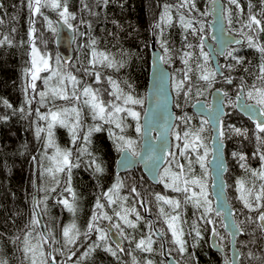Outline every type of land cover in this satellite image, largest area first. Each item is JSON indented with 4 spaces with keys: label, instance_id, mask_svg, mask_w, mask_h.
<instances>
[{
    "label": "snow or ice",
    "instance_id": "obj_1",
    "mask_svg": "<svg viewBox=\"0 0 264 264\" xmlns=\"http://www.w3.org/2000/svg\"><path fill=\"white\" fill-rule=\"evenodd\" d=\"M248 12L245 18L244 8L240 0H227L223 3L222 0H209L211 10L220 21H226L229 25L233 23L235 16L236 23L241 26L236 30L238 36L247 41L250 48L256 49L261 54V62L257 66V73L254 76L251 85H248L244 77H240V83L236 86L235 100L229 97L228 92H223V97L227 98V104L233 108H239L244 112L254 124L253 136L257 141L256 152L254 156H258L262 162L260 169H249L246 161L247 157L243 153H233V156L238 157L241 161V168L250 172V180H237L236 197L244 209L249 213H257L255 217L249 215L246 217L250 225H254L253 232L247 233L242 225L244 221H238L236 210L223 198V190L225 182L220 173L225 170L222 155L223 141L226 135L230 132L236 136L248 137L249 130L247 128L235 127L234 125L225 126L223 117L226 115L224 111V101L221 99L217 105L213 107L211 104H200L197 101L195 107L201 113L211 109L208 119H201L200 126L194 127L191 124L193 117L184 114L177 117L184 125V130L180 131L177 125H168V130L163 136L157 135L150 137L149 151L142 155L136 151L137 141L129 136L124 135L125 128L128 127L125 123L127 117H131L136 121L135 132L137 134L144 133L150 136V132L154 127L150 123L142 125L140 123L141 114L136 111L135 105H142L143 100L136 98L131 90L125 92L111 76L104 79L109 88L94 87L102 84V74L97 71V66L119 70L124 65L122 62L115 59L109 53L98 52L95 45L96 41L90 42V58L88 64L90 67L82 69L85 75L93 77V84L81 85V80L70 71H67L63 65L67 63L62 61L59 56L54 58L46 51L42 52L36 45V16H42L46 22L47 29L53 33H58L59 22L67 25L69 28H76L70 21L76 19L75 13L69 10L68 0H26L29 10V66L24 69V87L25 94L24 105L18 110H13L14 114L19 111L21 115L25 114V106L28 107L27 115H31L33 109L31 105L33 101H37V97L41 106H48L46 113H41L39 108L35 109L37 118L41 121H46V127L37 126L35 135L39 139L41 133H46L44 144L45 157L48 159V166H43L36 156L32 160L36 162L42 169L40 176L47 175L53 186L49 188H41L46 195L42 199L34 201L33 216L30 225L26 226L27 231L23 235L22 251L25 254V259L28 264H80L81 258L77 257V249L81 238L88 240L93 234L96 235V240L88 245L87 249L82 253V257L88 256L92 251L100 248L102 245L105 250L113 256L118 253H124L126 249L122 246L123 241H129V244L135 242V249L144 252L152 253L155 251L154 244L158 237L161 241L159 250L161 255L170 257L169 264H182L181 260L173 256V252L180 257L188 253V242L184 239L185 232L183 225L187 223L183 219L182 205L191 204L196 210L194 212L195 219L190 225V230L187 235L191 236L194 241L198 242L203 239V231H210L211 235L216 239L214 244L219 249L224 248V236L218 231L216 224L219 221L225 231L229 232L232 245L231 259H225V264H240L241 259L247 257L255 261L256 264H264V42L260 41V34H264V0H259V8L253 3V0H246ZM82 10L91 12L89 5L85 0H81ZM110 0H103V5L108 6ZM123 7V5H121ZM161 11L158 18L153 23V31L158 33L161 54L157 56V61L163 64L171 63L173 59V49L169 47V41L165 38V29L171 27L174 21L178 22L184 30L183 45L177 55L183 64V69L180 70V78L174 80V86L177 96L183 94L185 99L190 98L195 90V95L202 94L205 86L211 89L219 76L227 85L234 83L235 77L230 73L235 71L237 66L243 65V58L235 55V49L227 50L226 48L219 51L218 55L224 56L225 60L234 61V63H225L218 65L215 68L209 67V53L204 51V20L208 11H201L197 7L196 0H174L173 3H163L159 6ZM3 3H0V9H3ZM49 8L58 15V21L54 22L47 16H44L42 9ZM235 9V11H234ZM175 13V15H174ZM94 15V13H92ZM81 24H85L91 28V24L81 19ZM115 23V22H114ZM4 24V20L0 17V25ZM223 26L221 25V28ZM79 31V29H76ZM15 28L11 29L14 33ZM81 35H84L81 33ZM189 36L197 38V43L193 44L189 41ZM215 39V37H214ZM223 42V40H222ZM13 39L9 34L0 33V46H12ZM21 44L24 41H20ZM47 46V41H42ZM232 43L239 45L240 39H234ZM198 49V55L197 50ZM225 70L229 75H225ZM248 68H244V72L248 73ZM44 74V75H42ZM161 75H164L161 72ZM40 80L44 84V89L38 90L37 81ZM202 82V83H201ZM126 83V82H125ZM69 85L71 87H69ZM131 89V85H128ZM220 90L217 89V92ZM107 97V99L105 98ZM68 102L67 106L56 108V102ZM4 106L12 108V105L3 100ZM179 107V105H177ZM87 108L94 121H101L104 124L111 125L110 135L113 138L117 152L121 153V159L118 164L122 168H128L134 161L133 157L138 158L139 162L144 163L147 170L152 174L153 179L163 184L165 189L171 190L174 193L180 194V197H169L161 193H155L154 199L158 206V218L163 219L165 228H157L154 221H145L148 229L147 234H142L139 240L126 231V228L136 229L141 221L145 218L138 211L136 204L145 208V211H150L147 202L141 197L136 185H132L129 189L130 194L140 199H133L131 206L128 205L129 196H121L120 190L125 187L124 183L117 178L116 182L102 193L104 202H101V197H97L91 217L82 232L78 227L75 215L78 210L77 194L71 186V171L73 167H78L79 164H74L71 160V150L59 148L53 139V128L57 125L68 128L72 135V140L75 143L78 139V130L82 126L81 115ZM147 112L145 117H147ZM7 116H0V120H7ZM211 124L213 129V144L205 142L203 133L205 125ZM101 125L96 124L88 129V132L83 136L85 144L90 143V136L93 131H101ZM175 129V131H173ZM118 130V131H116ZM168 135H174L175 145H170L166 138ZM160 140L161 144L152 146L151 140ZM176 150L173 151L172 148ZM55 149L51 156H48L47 150ZM81 154H88L87 148L80 149ZM212 154V160H209V154ZM195 165H199L200 172L197 174ZM210 165H215L216 177H213V183L219 178L220 192L216 193L219 203L216 207L210 199L209 193V175ZM88 167L94 168L95 173H103L104 169L100 163L92 157L88 162ZM60 174H66L67 180L64 181L65 187L58 203L73 215V220L64 225L61 230L62 246L52 247L51 245L59 244L55 238V234L49 231L47 234L37 232L33 236V231L36 225L40 224L39 215L41 211L46 210L48 194L55 193L61 185ZM259 182V183H257ZM44 208L41 209V205ZM107 208L110 209L109 214ZM134 217V218H132ZM107 221L105 225L102 222ZM115 229L113 233L112 230ZM259 231L262 245L259 249V255L249 250L246 254L237 247L238 237L242 235L252 236L253 239L249 242L239 241L242 247H247L248 243L256 244L255 232ZM171 233L172 247L166 248L163 243L167 233ZM20 240V237L16 238ZM35 241V242H33ZM111 241V242H110ZM48 248L45 245H49ZM113 243L115 247H113ZM131 255V253H128ZM58 256L65 257L63 261L58 260ZM0 264H7V261L0 260ZM132 264H137L135 257L132 259ZM145 264H153L152 260H146Z\"/></svg>",
    "mask_w": 264,
    "mask_h": 264
},
{
    "label": "trees",
    "instance_id": "obj_2",
    "mask_svg": "<svg viewBox=\"0 0 264 264\" xmlns=\"http://www.w3.org/2000/svg\"><path fill=\"white\" fill-rule=\"evenodd\" d=\"M173 3L174 0H110L107 7L103 5V0H85L89 5L91 12L82 10L81 0H68L69 10L75 13L76 19L70 21L76 26L73 29V57L65 63L63 67L76 75L83 84H93L94 78L87 76L82 71L85 67H90L88 59L90 58V42L96 41V49L98 52H106L115 57L116 60L123 63V67L119 70L104 68L97 66L96 70L102 74V84L95 85L94 87L109 88L104 79L111 76L116 80L120 87L128 92L131 90L132 94L139 99L143 100L142 105H135L139 109L140 114L144 110L145 93L147 86L148 73L150 68V51L149 42L152 38L155 39L156 46L160 49L159 36L157 32L153 31V23L158 18L163 3ZM197 7L203 12L208 11L209 0H196ZM227 3V0H222ZM4 8L0 9V17L3 18L4 24L0 25V33L9 34L14 43L12 46H0V116H7V120H0V260L7 261V264H28L25 259V254L22 251V240L24 233L28 230L26 226L30 225L33 216V185L35 183L36 199H42L46 193L41 188L52 187L53 184L47 175L41 177L40 172L42 169L39 165L32 160L36 156L43 166H48L49 161L45 157V140L46 133H41L38 139L35 135L37 126L46 127V121H41L37 118L35 109L39 108L41 113H46L48 106H41L37 101H33L31 108L33 109L31 115H27L28 107L25 106V114L21 115L19 111L15 114L13 110H18L24 105L25 94L23 91L25 77L24 69L29 66V44H28V30H29V10L27 8L26 0H0ZM244 8L245 18L247 17L248 7L246 0H240ZM257 5L253 11L258 10L259 0H253ZM123 5V7H121ZM44 16L54 21L57 12L45 8L42 9ZM235 11V9H234ZM94 13V15L92 14ZM175 15V13H174ZM36 45L42 52L46 51L54 58L58 56L54 38L55 34L47 29L46 22L42 16H36ZM83 19L91 24L88 28L85 24H81L80 20ZM210 19L209 14L203 17L204 20V37L209 36V26L207 21ZM264 19V18H262ZM115 22V23H114ZM227 31L237 35L236 30L240 28V24L236 23L235 16L233 17L232 25L225 21ZM15 28L14 33L11 29ZM79 29L77 31L76 29ZM83 33L84 35H81ZM184 30L180 27L179 23L174 21L171 27L165 29V38L169 41V47L173 49V59L171 63L164 64L170 72V89L173 98L174 112L176 115L175 124L180 131L184 130L183 123L177 117L187 114L193 117L191 124L194 127H199L203 117L196 116L190 111V106L197 100H203L208 103L210 93L215 88H220L229 93V97L234 100L236 86L240 83V77H244L248 85H251L254 79L252 74L257 73V66L261 62V54L254 48H250L247 41L242 37V42L239 45L228 47L227 50L235 49V55L243 58L244 64L237 66L236 70L230 74L235 77L232 85H227L223 80L217 76L216 82L211 89L206 86L201 95H193L185 99L183 94L177 96L174 86V80L180 78V70L183 69V64L178 58V51L183 45ZM260 41L264 42V34H260ZM20 41H24L23 44ZM42 41H47L45 46ZM189 41L193 44L197 43V38L189 36ZM197 55H198V49ZM204 51L205 48H204ZM207 52V51H206ZM219 65L225 63H234V61L225 60L224 56L218 58ZM209 67L212 64L209 60ZM244 68H248V73L244 72ZM225 75L229 72L225 70ZM126 82V83H125ZM202 83V82H201ZM131 85V89L128 88ZM42 81H37L38 90L44 89ZM69 87H71L69 85ZM107 99V97L105 96ZM3 100H7L12 108H7L3 104ZM68 102L58 100L56 108L67 106ZM179 105V107H177ZM134 106V108H135ZM225 113L223 117L225 126L234 125L235 127L247 128L249 130L248 137L236 136L228 133L224 139V155L226 159V172L224 179L226 182V196L232 206L236 210V219L244 221L242 227L247 233L253 232L254 225L247 222L246 217L251 215L255 217L257 213H249L247 209L243 208L242 203L236 199L239 195L237 192V180L244 179L250 180V172L241 168V161L238 157L233 156V153H243L247 157L246 164L249 169H260L262 162L258 156L253 153L257 149V141L252 132L254 124L249 122L240 113L227 104L225 100ZM204 119V118H203ZM82 126L78 130V139L74 143L72 135L68 128L62 126H55L53 128V139L56 145L61 149L71 150V160L74 164L78 163V167H73L71 171V186L77 194L78 210L75 215V220L83 232L91 217L97 197H101V202H104L102 193L110 188L119 178L125 185L120 190L121 196H129L128 205L131 206L133 199H140L130 194V187L137 186L141 197L147 202L150 211L143 210L139 204H136L138 211L145 218L141 221L136 229L126 228L130 236H134L139 240L142 234H147L148 229L145 221H154L157 228H165L163 219L158 218V206L155 202V193H161L169 197H180V194L174 193L171 190L165 189L163 184H152L146 176L142 173L140 167L130 170L121 174H116L114 170L116 159L119 155L115 148L113 138L110 135L111 125L104 124L101 121H94L87 108H84L81 115ZM125 123L129 125L125 128L124 135L129 136L137 141L136 151L140 149L141 133L135 132L136 121L131 117H127ZM100 124L101 131H93L90 136V143L85 144L83 136L88 132L90 127ZM118 131V130H116ZM175 131V129H173ZM205 142L209 144L211 132L208 125H205V132L203 133ZM171 143L175 145V137L171 135ZM87 148L88 154H81V148ZM173 151L176 149L173 147ZM55 149H48L47 154L51 156ZM210 156V154H209ZM92 157L100 163L104 169L103 173H95L94 168L88 167V162ZM209 158V157H208ZM35 168V170H34ZM196 172L199 174L200 169L195 165ZM61 185L57 188L55 193L48 194L47 208L40 212L41 218L44 222L46 232L52 231L55 238L60 241L59 244L51 245L52 247H61V230L62 227L73 220L72 213L68 212L63 205L58 203V200L63 193L66 186L64 181L67 180L66 174H60ZM209 193H210V176L208 179ZM259 183V182H257ZM67 196V193H63ZM210 199L213 202L210 193ZM41 209L44 208L42 204ZM183 219L187 221L183 225L185 236L184 239L188 242V253L183 257L173 252V256L182 261V264H223L225 259H229L230 252V237L224 231L221 223L218 221L216 227L220 234L224 236V248L222 253L214 252L210 248V231H203V239L198 242L194 241L187 233L190 230V225L195 219L194 212L196 210L191 204L182 205ZM111 214L110 209H106ZM264 210V209H262ZM134 218V217H132ZM107 221H103L104 224ZM40 232L38 225L35 226L33 236ZM20 237V240L16 238ZM256 244L248 243L247 247H242L239 241L249 242L253 239L252 236L242 235L238 237L237 247L245 254L252 250L258 255L262 241L260 239L259 231L255 232ZM156 243L154 244L155 251L152 253H144L135 249V242L129 244V241H123V247L126 249L124 253H118L113 256L107 252L102 245L100 248L92 251L88 256L82 257V253L87 249L88 245L96 240V235L93 234L90 239L84 240L81 238L79 247L77 249V257L81 258L80 264H132V259L135 257L137 264H145L146 260H152L153 264H166L162 258L159 250L161 243L160 239L154 237ZM171 233L168 232L164 238L166 248L172 247ZM35 242V241H33ZM48 248V245H45ZM113 247H115L113 245ZM131 253V255H128ZM65 257L58 256V260L63 261ZM240 264H256L255 261L250 260L245 255Z\"/></svg>",
    "mask_w": 264,
    "mask_h": 264
},
{
    "label": "water",
    "instance_id": "obj_3",
    "mask_svg": "<svg viewBox=\"0 0 264 264\" xmlns=\"http://www.w3.org/2000/svg\"><path fill=\"white\" fill-rule=\"evenodd\" d=\"M211 7H212L211 4L208 2L207 8H208V14L210 16V19L207 21V23H208L210 32H209L208 37H204V48L209 53L210 62L213 68H215L219 65L218 58L221 57L220 55H218V52L225 48L227 49L228 47L236 46L237 44L232 43V41L234 39H240L242 42V38L238 35H234L230 33L229 31H227L226 26H225V21H220L217 18L216 14L212 12ZM58 19H59L58 16H56L54 18V22L58 21ZM221 25L223 26L222 28H221ZM73 41H74L73 29L63 24L62 21L59 22V29H58V33L55 34L54 45H55L56 52L62 61L69 62L72 59ZM149 51H150V68H149L148 79H147L144 110L141 115L140 123L142 125H145L146 123H150L153 125L154 130H152L150 132V136H147V137L144 135L143 132L141 133L140 149L138 152H141L142 155L147 154V152L149 151L150 137H155L158 134L163 136L164 133L168 130V125L175 124V120H176V115H175L174 106H173V98H172V93L170 89V79H171L170 72H169V69L163 63L158 62L156 59L157 56L161 54V51L156 46L154 38H152L149 42ZM161 72H163L164 75H161ZM217 89L219 88L213 89L210 94L209 104L213 105V107L217 105L219 100L222 99L224 101V97L222 95L224 91L219 89L220 91L217 92ZM197 101H199L200 104L207 105L203 100H197ZM197 101L191 104L190 111L196 116H200L205 119H208L211 109H209L205 113H201L200 111H198V108L195 107V105H197ZM236 110L241 115H243L245 118L249 119V117L244 112H242L239 108H236ZM146 112L148 114L147 117H145ZM208 126L211 132V137L209 141V147L211 148L213 144V140H212L213 129H212L211 124H208ZM166 140L171 145V141H172L171 135H168ZM160 144H161L160 140H155V139L151 140V145L154 147ZM224 146L225 144L223 142V147L221 151L223 155L225 170L220 173V177H222L223 181L225 182L224 174L226 172L227 164H226V159L224 155ZM121 155L122 154L119 153L116 159V162H115L114 170L116 174H121V173L130 171V170H134L136 167L139 166L142 173L146 176V178L152 184L158 183L157 180L153 179L152 174L147 170V168L145 167V164L139 162L138 158L133 157L132 159L134 162L128 168L126 169L122 168L118 164V161L121 159ZM208 159L212 160L211 152H210V156ZM209 167H210V175H209L210 176V193L213 199V206L216 207L217 204L219 203L216 193L220 192V183H219V178L216 179L215 184L213 183V177L217 176V173L215 171V165H210ZM225 187H226V182H225ZM225 187H224L222 195H223V198L228 201L227 196H226ZM36 190H37V187L34 183L33 198H32L33 208H34V201L36 200ZM143 210L146 213L145 208H143ZM39 219L41 221V223L38 224L40 232L47 234L45 226H44V222L41 218V215H39ZM107 223L108 222H105L104 224L106 225ZM112 232L114 233L115 229H113ZM225 232L229 235L228 231H225ZM216 239L217 238L213 237L212 235L210 236V241H209L210 247L212 248V250L218 253H222V250L216 247L214 244V241H216ZM230 240H231V237H230ZM163 243L165 244L164 241ZM113 245L115 246L114 243ZM49 246H50V242H49L48 247ZM161 256L164 259L165 263L169 264L170 257L167 255V253ZM231 257H232V245L230 244L229 259H231ZM223 264H225V261L223 262Z\"/></svg>",
    "mask_w": 264,
    "mask_h": 264
},
{
    "label": "flooded vegetation",
    "instance_id": "obj_4",
    "mask_svg": "<svg viewBox=\"0 0 264 264\" xmlns=\"http://www.w3.org/2000/svg\"><path fill=\"white\" fill-rule=\"evenodd\" d=\"M220 89V88H219ZM222 90V89H221ZM225 92V91H224ZM211 94V93H210ZM234 97V100H235V95L233 96ZM225 100H226V98L224 97V106H225ZM209 101H210V98H209ZM206 103V102H205ZM206 104H209V102L208 103H206ZM224 109H225V107H224ZM235 109V111L236 112H238L237 110H236V108H234ZM239 113V112H238ZM243 116V115H242ZM244 117V116H243ZM245 118V117H244ZM205 119V118H204ZM247 119V118H246ZM249 122H251L252 124H253V122L252 121H250L249 119H247ZM224 142V141H223ZM225 144V143H224ZM225 147V146H224ZM211 236V235H210ZM210 244V243H209ZM211 248V247H210ZM212 249V248H211ZM212 251H214V250H212ZM214 252H216V251H214Z\"/></svg>",
    "mask_w": 264,
    "mask_h": 264
},
{
    "label": "rangeland",
    "instance_id": "obj_5",
    "mask_svg": "<svg viewBox=\"0 0 264 264\" xmlns=\"http://www.w3.org/2000/svg\"><path fill=\"white\" fill-rule=\"evenodd\" d=\"M42 75H44V74H42ZM136 107H137V106H135V110L139 112V109H137ZM142 113H143V112H142ZM141 115H142V114H141ZM174 144H175V142H174ZM171 145H173V143H171ZM197 167H199V165H197Z\"/></svg>",
    "mask_w": 264,
    "mask_h": 264
}]
</instances>
